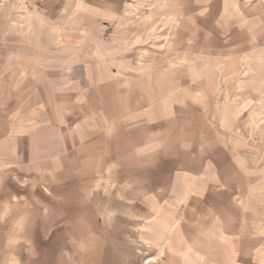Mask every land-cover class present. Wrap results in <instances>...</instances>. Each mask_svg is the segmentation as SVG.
Here are the masks:
<instances>
[{
    "label": "crops",
    "instance_id": "crops-1",
    "mask_svg": "<svg viewBox=\"0 0 264 264\" xmlns=\"http://www.w3.org/2000/svg\"><path fill=\"white\" fill-rule=\"evenodd\" d=\"M0 264H264V0L0 5Z\"/></svg>",
    "mask_w": 264,
    "mask_h": 264
},
{
    "label": "rangeland",
    "instance_id": "rangeland-1",
    "mask_svg": "<svg viewBox=\"0 0 264 264\" xmlns=\"http://www.w3.org/2000/svg\"><path fill=\"white\" fill-rule=\"evenodd\" d=\"M21 1H24V0H6L3 4L1 5H4L5 3H8V2H13V3H17V2H21Z\"/></svg>",
    "mask_w": 264,
    "mask_h": 264
},
{
    "label": "built area",
    "instance_id": "built-area-1",
    "mask_svg": "<svg viewBox=\"0 0 264 264\" xmlns=\"http://www.w3.org/2000/svg\"><path fill=\"white\" fill-rule=\"evenodd\" d=\"M6 0H0V5L3 4Z\"/></svg>",
    "mask_w": 264,
    "mask_h": 264
}]
</instances>
